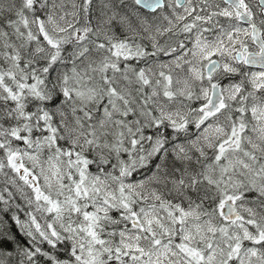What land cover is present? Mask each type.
Wrapping results in <instances>:
<instances>
[{"label":"snow or ice","instance_id":"snow-or-ice-1","mask_svg":"<svg viewBox=\"0 0 264 264\" xmlns=\"http://www.w3.org/2000/svg\"><path fill=\"white\" fill-rule=\"evenodd\" d=\"M0 264H264V0H0Z\"/></svg>","mask_w":264,"mask_h":264}]
</instances>
